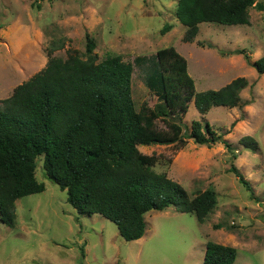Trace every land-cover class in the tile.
<instances>
[{"label": "rangeland", "instance_id": "374dc122", "mask_svg": "<svg viewBox=\"0 0 264 264\" xmlns=\"http://www.w3.org/2000/svg\"><path fill=\"white\" fill-rule=\"evenodd\" d=\"M30 3L0 0V102L43 69L50 55L64 59L76 49L86 59L87 36L95 43L96 61L119 55L132 62L173 46L186 58L197 91L218 89L237 77L246 85L238 91L240 107L214 106L203 115L217 133L229 131L223 137L236 151L190 138L138 146L157 156L154 171L166 173L191 197L205 189L215 192L216 202L202 222L170 206L146 213L144 235L126 241L101 215L77 214L66 191L45 177L39 156L35 177L45 189L16 199L13 227L0 219V264H201L209 241L233 246V264H264V73L251 64L264 55V12L250 7L249 24L202 22L187 42V27L176 18L177 0H44L40 10ZM164 25L169 27L162 32ZM238 49L246 50L250 62L230 53ZM144 73L139 68L132 75L133 102L141 115L152 113L156 103L143 84ZM201 119L190 101L181 122L184 137L190 122ZM246 135L257 142V151L238 143ZM231 162L251 190L228 171Z\"/></svg>", "mask_w": 264, "mask_h": 264}, {"label": "trees", "instance_id": "16d2710c", "mask_svg": "<svg viewBox=\"0 0 264 264\" xmlns=\"http://www.w3.org/2000/svg\"><path fill=\"white\" fill-rule=\"evenodd\" d=\"M43 1L31 0L30 5L40 10ZM250 7L264 12V4L254 0H177L176 18L187 27L184 40L189 42L202 22L249 24ZM94 48L87 36L86 59L76 49H69L64 59L50 55L43 69L0 102V219L13 227L16 199L45 189L35 177L36 159L42 156L45 177L66 191L77 214L101 215L126 241L144 235V216L150 211L171 206L202 222L216 202L215 192L205 189L191 197L166 173L154 171L157 156L142 153L138 146L190 138L236 151L223 137L229 131L217 133L203 115L214 106L240 107L238 91L246 79L237 77L218 89L197 91L186 58L173 46L135 56L132 62L119 55L96 61ZM230 53L242 54L250 62L245 49ZM251 64L264 73V55ZM139 68L145 71L144 86L156 98L153 112L145 115L137 113L132 96V75ZM190 101L202 119L192 120L184 137L181 122ZM235 124L233 120L230 126ZM238 143L251 151L259 149L248 135ZM228 171L251 190L232 162ZM235 258L233 246L209 241L201 264H233Z\"/></svg>", "mask_w": 264, "mask_h": 264}, {"label": "crops", "instance_id": "0c3cea01", "mask_svg": "<svg viewBox=\"0 0 264 264\" xmlns=\"http://www.w3.org/2000/svg\"><path fill=\"white\" fill-rule=\"evenodd\" d=\"M207 114V113H206Z\"/></svg>", "mask_w": 264, "mask_h": 264}, {"label": "water", "instance_id": "95a60500", "mask_svg": "<svg viewBox=\"0 0 264 264\" xmlns=\"http://www.w3.org/2000/svg\"><path fill=\"white\" fill-rule=\"evenodd\" d=\"M2 221V220H1Z\"/></svg>", "mask_w": 264, "mask_h": 264}]
</instances>
